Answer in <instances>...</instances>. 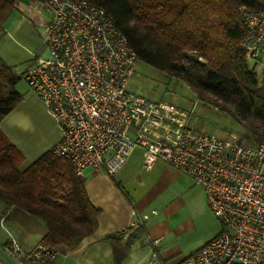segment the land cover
<instances>
[{
    "label": "built area",
    "instance_id": "built-area-1",
    "mask_svg": "<svg viewBox=\"0 0 264 264\" xmlns=\"http://www.w3.org/2000/svg\"><path fill=\"white\" fill-rule=\"evenodd\" d=\"M43 51L20 71L60 131L52 153L81 176L89 168L113 176L140 149L142 167L160 160L205 192L221 231L178 264H264V140L255 146L220 139L190 125L191 111L150 102L128 82L138 60L103 8L88 0H39ZM246 61L264 51V11L239 6ZM155 213V211H152ZM142 222L134 214L131 227ZM1 248L18 264H52L59 249H23L0 219ZM145 243L159 239L145 237Z\"/></svg>",
    "mask_w": 264,
    "mask_h": 264
},
{
    "label": "trees",
    "instance_id": "trees-1",
    "mask_svg": "<svg viewBox=\"0 0 264 264\" xmlns=\"http://www.w3.org/2000/svg\"><path fill=\"white\" fill-rule=\"evenodd\" d=\"M103 8L127 39L138 60L183 81L205 103L226 113L242 128L240 139L264 140V90L248 66L239 6L264 11V0H88ZM16 0H0V26ZM19 77L0 57V119L21 99ZM18 150L0 135V210L15 206L45 222L42 243L74 248L96 228L99 210L88 201L83 180L68 162L45 152L21 168ZM118 232L106 239L115 264L129 244Z\"/></svg>",
    "mask_w": 264,
    "mask_h": 264
},
{
    "label": "crops",
    "instance_id": "crops-1",
    "mask_svg": "<svg viewBox=\"0 0 264 264\" xmlns=\"http://www.w3.org/2000/svg\"><path fill=\"white\" fill-rule=\"evenodd\" d=\"M37 7L30 0H16V9L10 17L27 11L33 17V11ZM43 48L44 46L38 54ZM248 66L254 71L259 88L264 90V51L260 52L255 61L249 62ZM13 72L16 75L19 73ZM128 88L147 101L171 103L191 113L195 107L203 111H218L212 105L200 101L180 79L140 60L136 61ZM20 94L19 102L0 119V135L18 150L22 157L21 168L24 169L51 150L60 138V131L31 88L25 94ZM232 121L235 123L233 128L239 129L240 136L241 126ZM236 137V134H232L230 138L237 140ZM133 152L113 176H107L95 168H89L78 176L83 180V189L89 203L99 210L96 228L74 248L56 247L60 255L52 264H115L111 244L106 238L125 231L129 235L136 231L139 237L129 244L122 264H178L202 246L204 240L194 247L186 244L194 221L179 216L183 203L178 202L176 197L165 195L167 187L173 182L188 178L160 160L150 170H145L142 167V151L136 150L138 154L135 158H132ZM200 198L207 211L206 195L202 187ZM135 213L142 225L133 228L131 223ZM0 219L26 250L41 242L46 234L43 220L15 206L5 211L0 210ZM128 234L122 237L123 242L127 241ZM5 236L0 228V264H18L1 248ZM145 237L159 239V242L155 245L145 243Z\"/></svg>",
    "mask_w": 264,
    "mask_h": 264
},
{
    "label": "rangeland",
    "instance_id": "rangeland-1",
    "mask_svg": "<svg viewBox=\"0 0 264 264\" xmlns=\"http://www.w3.org/2000/svg\"><path fill=\"white\" fill-rule=\"evenodd\" d=\"M37 5V10L33 11V17L25 14L15 13L9 17L6 23L0 26V57L10 66L13 71L20 72L30 63L41 51L43 44L38 24L45 21L48 14L43 9L39 0H30ZM16 90L22 94L26 93L30 87L19 79L15 86ZM235 123L225 114L214 110L193 109L190 118V125L200 131L220 139H228L232 134H236L237 142L243 146H252L253 142L240 139L239 132L233 128ZM237 131V132H236ZM136 150H140L136 148ZM136 150L132 158L136 157ZM184 175V174H183ZM186 176V175H184ZM187 177V176H186ZM173 182L167 187L165 195L183 203V208L179 211V216L190 218L194 221V226L189 230L186 244L194 247L204 240L203 244L216 236L221 231L219 220L212 214L208 205L207 211L203 208L200 198L201 186L195 184L189 177ZM211 214V215H209ZM202 244V245H203Z\"/></svg>",
    "mask_w": 264,
    "mask_h": 264
}]
</instances>
